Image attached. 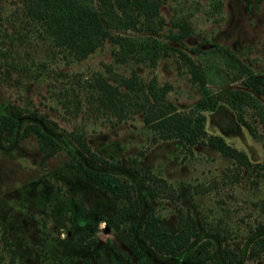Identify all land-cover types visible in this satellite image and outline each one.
Wrapping results in <instances>:
<instances>
[{
  "label": "rangeland",
  "instance_id": "rangeland-1",
  "mask_svg": "<svg viewBox=\"0 0 264 264\" xmlns=\"http://www.w3.org/2000/svg\"><path fill=\"white\" fill-rule=\"evenodd\" d=\"M153 21L155 30L116 31L165 41L194 61L211 91L246 89L264 105V93L240 79L227 81L235 72L214 50L227 47L264 86V0H163ZM179 22L186 33L177 39ZM112 48L105 40L76 58L51 44L24 15L21 0H0V111H8L9 103L23 109L15 129L0 132V264H188L185 256L204 239L221 264H260L247 252L264 236V170L253 165L264 159V122L246 109L249 130L224 102L202 110L206 133L243 151L251 163L246 167L207 143L166 136L154 120H145L146 84L152 77L166 83L165 98L179 111L193 110L201 91L189 65L175 51L154 66L131 58L120 62ZM130 77L131 88L124 84ZM98 78L126 93L120 105L98 101ZM28 122L60 145L44 160L35 135L21 134ZM70 130L82 132L107 162L81 151ZM76 160L131 183L137 214L126 216L117 230L105 226L102 219L122 201L110 206L108 193L75 168ZM148 204L168 230L189 213L197 235L176 253L154 251L142 236ZM225 247L234 260L224 257Z\"/></svg>",
  "mask_w": 264,
  "mask_h": 264
},
{
  "label": "trees",
  "instance_id": "trees-1",
  "mask_svg": "<svg viewBox=\"0 0 264 264\" xmlns=\"http://www.w3.org/2000/svg\"><path fill=\"white\" fill-rule=\"evenodd\" d=\"M21 1L24 15L42 29L51 44L66 49L76 58L84 57L101 46L105 40L114 45L111 52L114 59L120 62L131 58L136 61H146L154 66L158 58L174 54L175 51V55L180 56L189 65L190 72L198 81L201 97L195 102L193 110L179 111L172 102L165 98L167 84L158 85L152 77L146 84L144 94L150 108V114L145 120H154L155 125L161 128L166 136L181 138L188 145L207 143L244 167L251 164L243 151L227 143L221 135L206 133L203 125L205 115L202 110H216L220 102H224L232 109L235 118L251 130V120L244 117L246 109H249L258 120L264 122V105L253 94L246 89L229 86L211 91L205 85L201 70L184 51L151 35L131 36L116 31L155 30L153 19L158 16L159 6L163 0ZM178 26L181 27V31L174 35L177 39L186 33V28L181 22L178 23ZM215 48L216 52L227 58L228 64L235 72L230 75L228 82L240 79L244 86L264 93V86L255 81L250 69L239 62L227 47L216 45ZM133 83V77L124 81V84L130 88L133 87ZM93 84L96 86L98 101L110 106L120 105L124 101L126 93L117 89L115 85H110L105 79H95ZM7 107L8 111H0V132L13 131L17 126V116L23 113V109L17 105L9 103ZM30 133L35 135L39 148L42 150L41 160L60 147L58 142L38 123L28 122L23 125L21 134L28 135ZM68 134L81 151L102 163L107 162L105 158L96 155L91 150L82 132L70 130ZM74 165L86 179L94 182L108 193L110 206L117 198L122 201V204L112 215L102 219L105 226L117 230L126 216L137 214L138 201L133 193L131 183L106 170L83 165L78 160ZM253 165L264 170V159L253 163ZM150 190L153 194L152 189ZM196 235L197 226L189 213L179 216L175 229L168 230L159 223L158 216L151 205H147L142 224V236L154 251L162 254L176 253ZM93 243L94 239L88 241L90 245ZM209 243L208 239L198 242L185 256V261L188 264H208V262L209 264H221L216 252L209 249ZM263 251L264 236H258L251 242L247 256L251 260L260 259V264H264ZM223 255L229 261L234 260L236 256L228 247L224 248Z\"/></svg>",
  "mask_w": 264,
  "mask_h": 264
}]
</instances>
